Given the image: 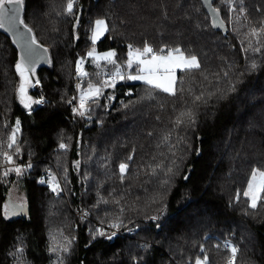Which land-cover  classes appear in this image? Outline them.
Masks as SVG:
<instances>
[{
    "label": "trees",
    "instance_id": "1",
    "mask_svg": "<svg viewBox=\"0 0 264 264\" xmlns=\"http://www.w3.org/2000/svg\"><path fill=\"white\" fill-rule=\"evenodd\" d=\"M66 4L25 0L22 10L33 35L48 49L49 63L36 67L35 74L45 99L41 107L29 110L18 102V51L0 29V144L14 164L26 169L20 176L13 172L4 177V169L15 165L0 163V264H18V249H23V264H194L203 256L201 246L210 264H228L231 253L222 247L225 243L238 248L236 264H264V208H249L243 196L253 169H264V49L241 50L245 37L228 22L221 0H212V6L219 9L226 32L212 29L200 0H75L72 15ZM242 4L247 21L241 22L259 27L264 0ZM100 18L110 31L95 48L115 51L117 62L126 59L129 45L180 47L195 54L210 73L233 64L235 90L226 91L221 80L223 98L213 96L197 108L191 95L215 90V76L210 75L209 88L199 73L178 71L183 100L158 92L149 99L145 84L124 80L104 90L112 100L102 96L86 117L71 119L68 101L76 62L85 61L89 77L83 79L84 86L98 80L87 52L93 47V23ZM253 61L255 70L250 68ZM183 107L196 108V123L173 131L169 143H163L174 127L170 118ZM17 119L18 155L15 147L7 148ZM59 143L68 145L67 150H55ZM169 144L174 145L171 150ZM121 162L129 164L123 182ZM157 164L164 170L170 167L171 173L157 168L150 175L148 165ZM49 167L62 189L59 195L38 183ZM15 184L24 195L25 209L5 218L4 206ZM101 196L109 203L98 204ZM80 211L87 213L85 218L74 214ZM118 216L121 227L110 228ZM130 227L136 228L133 235L111 236ZM98 228L106 235L100 236ZM53 237L56 244L70 240L69 252L51 253Z\"/></svg>",
    "mask_w": 264,
    "mask_h": 264
},
{
    "label": "snow or ice",
    "instance_id": "2",
    "mask_svg": "<svg viewBox=\"0 0 264 264\" xmlns=\"http://www.w3.org/2000/svg\"><path fill=\"white\" fill-rule=\"evenodd\" d=\"M205 3L210 9V15L212 19V27L214 28H224L225 21L220 18L219 9L212 7L210 0H205ZM221 3L227 7L228 11V22L232 25L237 35H243L245 40H241V50L243 52H261V49H264V20L259 24V27L252 26L248 27L247 23H242V19L247 21V15L244 11L242 0H221ZM239 5V7H237ZM25 7V0H0V29H4L7 32H10L14 37L13 42L18 44L22 49V53L15 63V71L20 77V83L17 89L19 103L25 108L32 110L33 104H40L44 101L33 100L31 96L28 95V88L34 86L31 77H34L36 74V66L44 60H47L48 49L41 45L36 37L33 35V28L26 23L25 19L22 18V10ZM75 7V0H67L66 12L69 15L73 14V9ZM166 15V13H165ZM78 22V18H77ZM247 29L241 33V29ZM110 31L109 24L105 19H96L94 22V27L91 34L92 45L95 46L96 43L103 37L106 33ZM87 56L95 64V67L99 70L95 73L98 78L97 82H89L82 88L81 83H77L76 87L79 90L78 106L73 107V112L80 116L85 117L88 115L92 108L91 105L99 103V100L102 96H105L104 90L107 88H115L119 81H141L149 89L148 98L155 99L156 97L152 95V92H158L166 94L167 97H173L176 99L183 100V76L178 77L177 72L179 71L182 74L192 76L196 73H199L205 81H209V88L212 87L210 81V75L215 76L216 78V87L215 90H206L201 89L199 92L191 95V104L195 105L197 108L200 105H207L209 100L216 96L217 99L223 98L225 92L221 91L219 88L220 81L223 80L227 85L226 91H234L235 84L230 78V72L233 70L234 65L228 64L225 68L220 69L219 71L209 72L207 68L202 67V63L199 58L185 49L180 47H174L171 49L159 48L154 49L151 45L145 42L143 48H133L129 45V50L127 54V63L126 69L133 70L135 74H132L131 71H122L121 65L117 63L115 51H108L106 53L98 54L95 47L87 53ZM105 64H111L113 69L104 72L101 62ZM84 59H80L76 62V75L83 80L86 77H89V73L84 69ZM257 64L253 61L250 64V68L255 70ZM39 81H35V84H38ZM191 93L192 90L189 89ZM217 92L219 95L217 96ZM131 95V93H129ZM114 97L109 95L105 96V99L112 100ZM76 97H73L72 100H75ZM72 100H69L68 103H72ZM185 104L188 101H184ZM127 107V105H125ZM175 111V109H174ZM30 114V113H29ZM170 122L173 124V129L163 137L162 142L168 144L171 140L172 132L175 130L183 131L185 128L190 127L196 123V108L193 107H183L178 115H175L174 118H170ZM20 132V120L15 121V127L11 131V135L8 137L7 148L13 149L17 155L19 154V146L17 142V134ZM151 135V133H149ZM179 140L177 141V143ZM60 149L67 150L68 145L61 143L59 145ZM174 147V145L169 144V148ZM174 154V153H173ZM0 155L3 156V160L6 164H14L12 155L7 151H3V145L0 144ZM128 160H132L131 155L128 156ZM28 168L31 167V164L27 165ZM76 167L79 168V162L76 163ZM119 176L121 182H123L129 175V164L127 162H121L119 164ZM150 169V175L155 176L157 174V168H160L164 175L171 173L172 169L169 167L166 170L163 169V166L157 164L155 166L148 165ZM26 169H22L20 166L9 167L4 169L3 176L8 177L10 173H15L17 176L22 175V172ZM187 178V177H185ZM67 179V177H65ZM50 187L53 193L59 195L62 190L59 182L57 181L54 175H49ZM44 183V180L40 181ZM147 183V181H145ZM164 184H167V180H163ZM243 196L246 198L248 207L251 209H256L258 206L264 208V170L253 169L251 173L250 180L247 183V190L244 191ZM239 199V193L237 195ZM153 202H156L153 199ZM108 204L109 201L103 196L97 202ZM116 204H119L120 201L116 200ZM22 205H15L11 207V214H16L18 210H22ZM124 211L123 208H120V212ZM9 205L4 206V216L7 218L9 216ZM87 215V213H85ZM152 220H157L158 217H151ZM123 221L120 220L119 216L117 217L116 222L110 223L108 226L113 229H119ZM96 232L100 236H105L106 233L102 229H96ZM115 232L111 234L114 236ZM111 236L108 238L111 239ZM53 245H50L49 251L51 253H68L69 245L71 244L70 240H67L65 244H56L55 238L53 237ZM219 246V245H218ZM226 250H228L231 255L228 258V264H236V258L238 253V248L231 243H225L222 245ZM200 252L203 253V256H197L195 258L194 264H210L209 257L205 252L203 246L200 248ZM19 253L18 264H23V249H18ZM14 256L17 254L14 253ZM61 264L63 262L61 261Z\"/></svg>",
    "mask_w": 264,
    "mask_h": 264
},
{
    "label": "rangeland",
    "instance_id": "3",
    "mask_svg": "<svg viewBox=\"0 0 264 264\" xmlns=\"http://www.w3.org/2000/svg\"><path fill=\"white\" fill-rule=\"evenodd\" d=\"M95 22V21H94ZM93 27H94V23H93ZM93 29V28H92ZM91 34H92V32H91ZM102 38V37H101ZM96 46V45H95ZM95 46H93V47H95ZM93 47H91L90 48V50L89 51H91L92 50V48ZM137 48H143V46L142 47H137ZM159 48H161V47H159V46H156L155 47V49H159ZM96 49V48H95ZM88 51V52H89ZM108 51H113V50H106V51H97L96 50V52L98 53V54H103V53H106V52H108ZM87 52V53H88ZM127 54H128V51H127V53H126V59L125 60H123L122 62H117V63H119L120 65H121V69H122V71H131L132 72V74H135V72H134V69L133 70H127L126 69V63H127ZM88 57V56H87ZM89 58V57H88ZM89 60L91 61V59L89 58ZM92 62V61H91ZM101 65H102V68H103V71L104 72H108V71H110V70H112L113 69V66L111 65V64H105L103 61L101 62ZM92 66L94 67V69L96 70V72L97 71H99L96 67H95V64L92 62ZM19 76V75H18ZM31 79H32V77H31ZM39 81V79H38V77H36V75L34 76V78L32 79V82H33V84H34V86H30L29 88H28V95L29 96H31L32 97V99L33 100H39V98L40 97H38L39 95H41L40 93H41V86L39 85V84H35V81ZM136 82H141V81H136ZM19 83H20V77H19ZM40 83V82H39ZM141 83H143V82H141ZM19 86V85H18ZM36 87H38V90H39V93H36V91H38V90H36ZM18 89V88H17ZM31 91H35V93H36V95H34V94H31L30 92ZM17 99H18V94H17ZM18 102H19V99H18ZM38 104H33L32 105V107L33 106H37ZM261 170H264V169H261ZM250 177H251V175H250ZM250 177H249V180H250ZM248 180V181H249ZM248 183V182H247ZM247 190V184H246V187H245V189H244V191H246ZM8 197H9V203H8V205H9V218H12V217H15V216H17V215H19V214H21L23 211H24V207L22 208V210H18L17 211V213L16 214H11V207L12 206H15V205H24L25 204V198H24V195H23V193L19 190V186H18V184H15L14 186H13V188L11 189V191H10V193H9V195H8Z\"/></svg>",
    "mask_w": 264,
    "mask_h": 264
},
{
    "label": "built area",
    "instance_id": "4",
    "mask_svg": "<svg viewBox=\"0 0 264 264\" xmlns=\"http://www.w3.org/2000/svg\"><path fill=\"white\" fill-rule=\"evenodd\" d=\"M78 82L81 83L82 88H83L84 87L83 80H80V78L77 77V75H76V67H75L74 73H73V86H72L73 87V94H72L71 98L69 99V100H72L73 97H76L75 100H72V103L71 104L69 103V106H70V115L72 116L71 119H73L74 115H76L73 112V107L74 106H78L79 90L76 87V85H77ZM38 84L40 85V83H38ZM36 90H38V87H36ZM36 93H39V90L36 91ZM38 97H40L39 100L42 99L44 101L43 103H40V104L37 105L38 107H41V106L44 105L45 99H44V97L42 95H39ZM60 144L61 143H59L56 146L55 150H57V151H63V149H60V147H59ZM0 163L1 164L4 163V160H3V156L2 155H0ZM14 165L15 166H19L18 163H15ZM50 174L55 176V174L53 173V171H52V169L50 167L49 168H46L42 172V174L40 175V177L38 178V183H41L40 181L41 180H44L45 181L44 184H47V185L50 186V180H49V175ZM74 214L77 217H79V218H85L86 217L85 213L82 212V211H80V212H74ZM157 227L158 226H156V228ZM135 231H136V228L135 227H130V228H127V229H124V230H114L115 235H133L135 233ZM107 240H109V238Z\"/></svg>",
    "mask_w": 264,
    "mask_h": 264
},
{
    "label": "water",
    "instance_id": "5",
    "mask_svg": "<svg viewBox=\"0 0 264 264\" xmlns=\"http://www.w3.org/2000/svg\"><path fill=\"white\" fill-rule=\"evenodd\" d=\"M200 1H201L202 5L204 6L205 10L207 11V13H208V15H209V17H210V20H211V27H212V19H213V17L209 14V13H210V9H209L208 5L205 3V0H200ZM210 3H211V5H212V0H210ZM212 7H213V6H212ZM21 15H22V13H21ZM220 18H221V17H220ZM212 29H213V30H216V31H221V32H226V31H227V27H226V25H225L224 28H214V27H212ZM1 30H2L5 34H7V35L10 37L12 43L15 45V47H16V49H17V51H18V59H19V57H20V55H21V53H22V49L20 48V46H19L18 44H16V43L13 42L14 37L12 36V34H11L10 32L5 31L4 29H1ZM47 60L49 61V55H48V54H47ZM48 63H49V62H45L44 60H41V62H40L39 64H37L36 67H38V66H42V65H47ZM32 79H33V77H32Z\"/></svg>",
    "mask_w": 264,
    "mask_h": 264
}]
</instances>
